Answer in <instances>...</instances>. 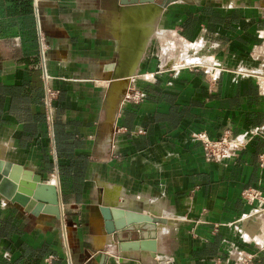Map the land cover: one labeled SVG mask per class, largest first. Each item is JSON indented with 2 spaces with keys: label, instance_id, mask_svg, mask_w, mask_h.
<instances>
[{
  "label": "crops",
  "instance_id": "1",
  "mask_svg": "<svg viewBox=\"0 0 264 264\" xmlns=\"http://www.w3.org/2000/svg\"><path fill=\"white\" fill-rule=\"evenodd\" d=\"M36 1L0 0V159L22 167L25 184V170L39 174L62 215L34 216L0 194V264H45L49 255L53 264H264V228L241 223L264 214V96L255 75L235 70L264 71V52L251 56L264 0L167 5L133 82L120 80L125 96L146 91L138 105L105 80L140 35L118 21L116 0ZM179 59L209 65L215 89L206 69ZM145 72L156 81L138 80ZM199 131L225 133L235 151L206 159L191 139ZM245 188L260 195L247 202ZM100 201L165 216L155 252L120 248L104 231Z\"/></svg>",
  "mask_w": 264,
  "mask_h": 264
},
{
  "label": "water",
  "instance_id": "2",
  "mask_svg": "<svg viewBox=\"0 0 264 264\" xmlns=\"http://www.w3.org/2000/svg\"><path fill=\"white\" fill-rule=\"evenodd\" d=\"M169 1L170 0H164L162 4H158L154 0H116L115 6L119 12L122 13V18L118 21L120 23L121 21L128 22L125 30H129V32H134L135 34L138 32L140 35H137V39L135 35L134 41L136 42V47L134 49V53H127L125 50H122V48L119 49L116 64L109 67L112 72L107 74V78H105V80L109 81L111 85L114 81L118 80H122L124 82L131 80L133 82L134 76L138 74V67L144 58L145 52L154 35L152 30L153 28L150 25H154L156 21H158V18ZM140 18L143 19V26L141 25V28L140 23L138 24V22H136ZM133 19H136V21L133 22ZM174 56L176 57V55ZM177 56L181 55L178 54ZM176 62L187 65L194 64L184 59H179L178 61L176 60ZM235 70L255 75L256 77L264 75V71L262 69L249 70L237 66L235 67ZM131 88L129 91H131ZM108 89L107 93L109 94ZM119 92L118 96L123 98L127 91L125 88ZM228 140L231 144L226 146V148H231V150L236 148L234 140L232 138H228ZM21 168L22 167L18 164L0 159V194L12 203L18 204L24 209V211L30 212L34 216H38L42 213L51 215L57 220L60 219L62 213L57 192L52 187H47L49 185L41 181L40 175L33 173L31 170H25L26 173L22 176L27 180L30 178L31 184H25L20 181L18 173L19 170H22ZM47 188L49 191L45 192V189ZM254 195L255 196L252 199L243 198L247 202H253L260 195V193L256 190ZM96 208L104 219V231L111 235V237L115 236L119 241H122L120 233H142L141 231H145L141 234L142 239H144L141 240L142 242L132 241L122 243L120 244V248L138 249L141 246L143 249H147L153 253L155 252V225L157 223H166L168 219H166L165 216L153 212L152 214L125 212L121 206H110L106 203H102V201L97 203ZM258 216L259 214L256 212L250 213L241 220V223H249V225L252 224V226L256 227V223H258L256 222ZM246 235H248V237H252L251 231H247Z\"/></svg>",
  "mask_w": 264,
  "mask_h": 264
},
{
  "label": "flooded vegetation",
  "instance_id": "3",
  "mask_svg": "<svg viewBox=\"0 0 264 264\" xmlns=\"http://www.w3.org/2000/svg\"><path fill=\"white\" fill-rule=\"evenodd\" d=\"M139 1V0H138ZM156 3H158V4H162L163 2H164V0H161V2H158L157 0H154ZM176 1H179V0H170L169 2H168V4L167 5H169L170 3H172V2H176ZM166 5V6H167ZM165 6V7H166ZM262 30V29H261ZM261 30H258V34H263V32L264 31H261ZM180 67H182V66H175V69L174 70H172V72L173 71H179L180 69ZM194 68H196L195 66H194ZM206 68V67H205ZM198 69V68H197ZM205 74L207 75L208 74V77H205V79H206V81H207V83H208V86H209V88L210 89H215V87H216V83H215V81H214V78H213V75H214V70H212L211 68H206V70H205ZM138 80H140V81H142V82H145V83H154L155 81H156V73H154V72H145V73H142L141 75H139V77L137 78ZM52 79L50 78V76H47V83L49 84V81H51ZM136 88V87H135ZM257 90H258V93H259V95H261V96H264V77H258L257 78ZM146 96H147V93H146V91L144 90V89H138V88H136V89H134V90H132L131 89V91H130V96L128 97V95H126V96H124L123 98H122V101H123V103L125 102V103H131V104H134V105H138V104H140V103H142L144 100H145V98H146ZM54 98H52L51 99V101L53 100ZM139 133H142L143 132V130H139L138 131ZM225 136H228V135H226L225 133H222L218 138H216V139H219V138H223V137H225ZM191 139L193 140V141H196V142H199L200 144H201V146H202V150H203V154H204V156H205V158L206 159H208V160H215L212 156H210V155H208L206 152H205V150H204V147H203V142H204V140H216V139H212V138H210L209 136H208V134L205 132V131H199V132H194V133H192L191 134ZM235 149L236 148H234L233 150H230V151H228V153H227V155H225V157H227V156H229V155H231L234 151H235ZM225 157H223V158H225ZM216 161V160H215ZM66 225V227H70V224H65ZM142 233L143 232H145V231H141ZM128 233H130V232H123V233H120V238H123V235L124 234H128ZM132 233V232H131ZM139 233V232H138ZM142 233H140V234H142ZM68 237H67V235H66V239H67ZM114 238H115V240L116 241H119L115 236H114ZM137 240H139V239H137ZM126 240L125 239H122V241H119V243L120 244H122V243H124Z\"/></svg>",
  "mask_w": 264,
  "mask_h": 264
},
{
  "label": "built area",
  "instance_id": "4",
  "mask_svg": "<svg viewBox=\"0 0 264 264\" xmlns=\"http://www.w3.org/2000/svg\"><path fill=\"white\" fill-rule=\"evenodd\" d=\"M35 7L37 8V1L35 0ZM259 77H264L263 76H259ZM258 78V77H257ZM130 95H128L129 97ZM50 111V108H49ZM228 138H230V136H225L223 138H219L216 140H204L203 142V147L205 152L212 156L215 160L218 159H222L223 157H225V155H227L228 151L231 150V148H226V146H229L231 143L228 140ZM256 190L253 188H249V189H245L242 191V196L245 198H254V194H255ZM53 257L51 255L46 256L44 261L45 264H53L52 263Z\"/></svg>",
  "mask_w": 264,
  "mask_h": 264
},
{
  "label": "rangeland",
  "instance_id": "5",
  "mask_svg": "<svg viewBox=\"0 0 264 264\" xmlns=\"http://www.w3.org/2000/svg\"><path fill=\"white\" fill-rule=\"evenodd\" d=\"M260 11L262 12V15L264 16V7H260ZM261 29H262L261 31H264V28H261ZM258 37L260 38L259 39V44H257L255 46V48L252 50V55H251L252 56V60H254V58L257 57V55L260 52H264V32H263V34H258ZM166 40H167L166 38L164 40H161L162 44L166 43L165 42ZM165 46H166V44H165ZM165 46H164V48H165ZM177 54H180V52H177ZM191 56L200 58V55H191ZM194 61H197V60L195 59ZM192 65H194L196 68H200V69H203V70L206 69L209 66V65H206V64L198 63V62H196V63H194ZM203 72L206 73L205 70ZM245 189H249V188H245Z\"/></svg>",
  "mask_w": 264,
  "mask_h": 264
},
{
  "label": "bare ground",
  "instance_id": "6",
  "mask_svg": "<svg viewBox=\"0 0 264 264\" xmlns=\"http://www.w3.org/2000/svg\"><path fill=\"white\" fill-rule=\"evenodd\" d=\"M151 27L153 26V25H150ZM155 27V26H154ZM154 30V29H153ZM161 32V34L163 33L162 31H160ZM158 34H159V31H158ZM166 34V33H165ZM161 36V35H160ZM163 37V36H162ZM164 44H166V43H164ZM122 81H120L119 80V82H117V81H114L113 83H112V87H111V91H112V93H115V92H117L118 90L119 91H121V90H123V87L124 86H122L121 83ZM101 83V82H100ZM123 83H124V81H123ZM105 84V83H104ZM108 85V84H107ZM126 87H124V89H125ZM110 89V88H109ZM127 89V88H126ZM113 95V94H112ZM127 95H130V92L129 93H127ZM113 96H115V95H113ZM256 222H258V223H256V225H257V227L258 228H260V227H262V228H264V214L263 215H260V216H258L257 217V220H256ZM256 235V234H255Z\"/></svg>",
  "mask_w": 264,
  "mask_h": 264
}]
</instances>
